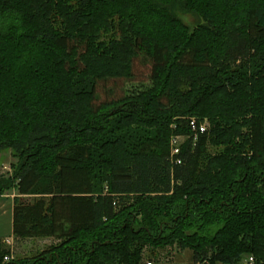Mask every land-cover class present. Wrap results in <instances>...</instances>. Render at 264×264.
I'll return each instance as SVG.
<instances>
[{
  "label": "trees",
  "instance_id": "trees-1",
  "mask_svg": "<svg viewBox=\"0 0 264 264\" xmlns=\"http://www.w3.org/2000/svg\"><path fill=\"white\" fill-rule=\"evenodd\" d=\"M138 54L149 85L95 105ZM191 117L209 123L196 140ZM5 151L13 237L53 241L17 256L0 237V264H145L173 246L264 264V0H0Z\"/></svg>",
  "mask_w": 264,
  "mask_h": 264
},
{
  "label": "rangeland",
  "instance_id": "rangeland-1",
  "mask_svg": "<svg viewBox=\"0 0 264 264\" xmlns=\"http://www.w3.org/2000/svg\"><path fill=\"white\" fill-rule=\"evenodd\" d=\"M179 16L189 25L193 26L196 23V18L179 12ZM152 72V63L148 57L143 54H138L133 59L132 65V75L130 78H110L106 80H99L95 86V100L94 104L99 105L102 102L117 100L123 98L124 96L130 94L133 91L143 90L150 83V75ZM212 151V149L210 148ZM9 151L2 152L0 156V174L10 173V164L16 160L7 154ZM10 214L2 213L0 211V235L10 234ZM40 238H23L16 245L11 247L15 251L17 256L34 254L35 251L47 246L50 242L40 243L38 242ZM35 241L34 247L29 246L27 242ZM44 244V246H42ZM33 249V250H32ZM168 251L178 249L176 246L167 247ZM239 264V263H237Z\"/></svg>",
  "mask_w": 264,
  "mask_h": 264
},
{
  "label": "crops",
  "instance_id": "crops-1",
  "mask_svg": "<svg viewBox=\"0 0 264 264\" xmlns=\"http://www.w3.org/2000/svg\"><path fill=\"white\" fill-rule=\"evenodd\" d=\"M1 154L2 153H0V156H1ZM7 154H10V153H7ZM15 194H16V192L14 190H12L6 194H3L0 197V211H2V213H5V211H6V213L10 214V227H9L10 228V230H9L10 234H9V236H7V234H2V235H0V237H2L10 247L12 244H13V246L16 245L21 240V239H15L12 235V209H13V197ZM47 240L50 241L48 244H50L53 241L50 238H46V239H38V242L44 243V242H47ZM27 243L29 246L34 247V243H36V242L35 241H32V242L29 241ZM42 246H44V244H42ZM43 248L44 247H42L41 249H43ZM41 249H39V250H41ZM163 253H166L165 257H161L159 259H146V260H144V263L145 262H151V264H195L194 263V253L190 248H184L182 250L181 249H175L172 251L167 250V251H163Z\"/></svg>",
  "mask_w": 264,
  "mask_h": 264
},
{
  "label": "built area",
  "instance_id": "built-area-1",
  "mask_svg": "<svg viewBox=\"0 0 264 264\" xmlns=\"http://www.w3.org/2000/svg\"><path fill=\"white\" fill-rule=\"evenodd\" d=\"M188 126L190 131L192 132L193 140H196L199 133H204L209 126V123L206 119H198L195 117L189 118ZM185 140L184 135H172L170 137V148L171 155H177L180 152V145ZM7 259V257H5ZM207 260L203 261V264H206ZM145 264H151V262H146ZM239 264H255V259L252 255H245Z\"/></svg>",
  "mask_w": 264,
  "mask_h": 264
}]
</instances>
